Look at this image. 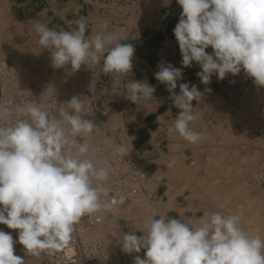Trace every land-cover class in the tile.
<instances>
[{
    "label": "clouds",
    "instance_id": "clouds-1",
    "mask_svg": "<svg viewBox=\"0 0 264 264\" xmlns=\"http://www.w3.org/2000/svg\"><path fill=\"white\" fill-rule=\"evenodd\" d=\"M177 3L182 12L173 33L182 68L161 62L155 79L166 85L179 110L169 132L196 144L202 134L191 126L198 119L193 102L201 100L202 93L189 82L179 83V94L175 92L183 68L196 62L201 69L196 75L205 85L214 74L223 80L243 69L264 87V0ZM76 24L72 30L34 24L54 68L70 65L79 70L103 56L105 74L132 72L135 47L120 42L119 30L108 31L105 23L101 31L86 37L85 18ZM209 47L211 53L206 52ZM126 88L125 96L135 104L153 99L156 91L146 80H131ZM61 105L53 114L36 103L14 108L0 103V224L18 230V243L31 255L62 248L84 215L111 207L105 186L110 171L98 163L96 150L86 139L98 128L83 118L90 114L85 99L73 96ZM121 244L126 253L146 250L145 258L137 255L134 264H264V238L246 231L238 214L219 211L205 213L195 226L166 215L149 217L143 234L127 233ZM0 264H24L14 255L12 234L3 230Z\"/></svg>",
    "mask_w": 264,
    "mask_h": 264
},
{
    "label": "crops",
    "instance_id": "crops-1",
    "mask_svg": "<svg viewBox=\"0 0 264 264\" xmlns=\"http://www.w3.org/2000/svg\"><path fill=\"white\" fill-rule=\"evenodd\" d=\"M140 1L145 15L138 21H129L128 33L120 41L134 44L132 72L124 75L105 74L103 56L99 62L82 65L79 69L89 78L88 84L93 88L91 95L97 108L106 111L105 117L119 115L123 119L119 123L125 128L120 133L125 139L131 137L135 150L129 157L145 165L155 185L149 211L143 212L126 204L114 209L116 214L110 215V219L107 218L108 221L102 224L100 232L103 242L123 254L122 264H134L137 255L145 258V249L142 248L139 253H126L121 242L127 233L143 234L147 218L166 215L195 226L205 213L210 212L211 198L220 205L229 196L228 191L236 192L231 187L237 182L225 180L233 167L222 171L219 165L210 164L209 159H213V163L217 157L208 148L223 146L243 152L242 145L235 143L240 136L237 124L241 118L238 120V111L229 105L221 87L225 82L232 81L245 86L252 93L257 86L243 69L235 76L227 74L223 80H218L214 74L211 83L205 85L196 75L201 71L199 65L193 62L191 67L183 68V78L177 82L175 92L179 94V83L189 82L190 86L195 84L202 93L201 100L193 102L198 119L191 123L193 129L202 134V139L192 144L178 134L170 133L169 128L179 110L175 108L166 85L155 79V73L161 62L182 68V56L173 33L182 8L177 0ZM6 5L17 22H27L32 27L39 21L47 26L54 25L57 30H72L77 28L76 21L84 17L87 37L101 31L104 25L101 18L96 19L93 15L94 8L84 0H6ZM69 20L73 26L66 25ZM212 51L211 47L206 49L208 53ZM131 80H146L155 87L153 99L140 100L138 104L127 99L126 86ZM208 88L210 92L205 90ZM259 91L264 93V87H260ZM248 101L246 98V103ZM210 189L216 190L214 194L210 193L213 197L208 193ZM0 230L12 234L14 255L24 259V264H44L38 255L27 254L25 249L19 247L16 230L3 224H0Z\"/></svg>",
    "mask_w": 264,
    "mask_h": 264
},
{
    "label": "built area",
    "instance_id": "built-area-1",
    "mask_svg": "<svg viewBox=\"0 0 264 264\" xmlns=\"http://www.w3.org/2000/svg\"><path fill=\"white\" fill-rule=\"evenodd\" d=\"M84 1L96 10L103 24L107 23L108 31L119 30L122 37L128 33L130 20L138 21L145 15L140 0ZM66 25L73 26V23L69 20ZM48 27L56 29L54 25ZM31 75L30 63L27 62L18 69L0 58V103L13 108L36 103L55 114L59 106H64L61 104L77 96L85 99L86 108L90 113L83 118L96 111L95 100L89 98L81 87L60 83L49 76L32 79ZM112 78L115 80L114 76ZM221 89L229 105L238 111V104L243 100L240 84L227 81ZM99 112L101 116L106 115L103 109ZM237 126L239 135L244 138L243 145L258 155L257 167L250 174L249 180L258 187L264 208V98L256 100L255 112L241 118ZM78 139L83 141V138ZM86 139L96 150L95 158L98 163L106 165L110 171V178L105 186L108 189L106 199L111 207L95 214L84 215L75 225L71 239L62 248L41 250L38 256L44 264H122L123 254L119 251H107L103 241L94 237L93 233L110 217L113 209L128 204L147 212L151 207V195L155 193V185L147 174L145 165L136 159L113 155L107 143V136L103 133L100 134L98 142L89 136ZM16 232L18 236V230ZM18 245L24 249L23 245Z\"/></svg>",
    "mask_w": 264,
    "mask_h": 264
},
{
    "label": "rangeland",
    "instance_id": "rangeland-1",
    "mask_svg": "<svg viewBox=\"0 0 264 264\" xmlns=\"http://www.w3.org/2000/svg\"><path fill=\"white\" fill-rule=\"evenodd\" d=\"M93 12L95 18H99L95 9L93 10ZM28 24L29 23L27 22H17V20L11 16L10 10H8V7L6 5V0H0V58L10 62L18 69H21L28 62L32 66V79H36L39 76H49L60 83L73 87H81L85 91L87 96L89 98H92L91 94L93 92V88H91L92 86L88 84L89 78L86 77L85 72L82 73V70H72L70 65L59 69L54 68L51 63L49 50L43 49V47L39 44L38 34L34 31V27L28 26ZM242 89L244 91V94L243 100H241L238 104L240 107V109L238 110V120L246 115L254 113L256 110V100L258 98H264V93L262 91H259L260 87L256 86L252 93H250V90H248V88H246L245 86H243ZM246 98L247 100H249L248 103H246L245 101ZM97 107L98 106H96V111L91 114L90 117L91 121L98 129L94 130L93 133L89 135V137H91L93 141L98 142L100 134H105L107 136L109 149L113 155L130 158L129 156H131V154L133 155L135 153V150L132 146L131 137L129 136L128 139H125L124 136L120 133L125 128V125L119 123L122 122L123 119L120 118L119 115H109V117H105L106 115L101 116L99 114V110L101 109H98ZM235 143L242 145V153L237 152L236 149L224 148L223 146H212L208 148V150L210 152H215L217 158L214 159L213 163V159L211 158L208 162L210 164H214L217 167L219 165L222 171L233 167L229 171V175L225 176V180L236 181L242 188L247 191V195L249 196L254 195L255 197V195H258L256 197V200L260 201V207L262 211H264L259 189L249 180L250 174L257 167L258 155L252 149L243 145L244 138L242 136L237 137L235 139ZM121 147L126 148V151L121 152ZM239 191L234 193H232V191H228L229 196L220 205L215 204L216 202L211 198L210 202H212L209 206V211H219L223 214H234L237 212L236 214H238L242 219V227L244 229L246 228V231H248L252 235H261V238H264V234H262L264 233V227H262L263 225H261L259 231L255 233L250 230L256 220L249 219L250 213L245 209L246 206L245 203H243L244 194L243 192ZM214 192H216V190H208L209 195L210 193L214 194ZM254 208L255 206L251 207V209ZM237 209L238 211H235ZM114 212L116 211L113 209L111 213L115 214ZM243 216L246 217L243 218ZM102 226L103 225H101L96 230L93 236L98 237L103 241V237L100 232ZM105 249L107 251H117L115 248H109L106 245Z\"/></svg>",
    "mask_w": 264,
    "mask_h": 264
},
{
    "label": "bare ground",
    "instance_id": "bare-ground-1",
    "mask_svg": "<svg viewBox=\"0 0 264 264\" xmlns=\"http://www.w3.org/2000/svg\"><path fill=\"white\" fill-rule=\"evenodd\" d=\"M250 107V106H249ZM253 108V107H252ZM254 110V109H253ZM85 119H89V120H91V117L90 116H88V117H86ZM111 144V143H110ZM218 147V146H217ZM243 184V183H242ZM232 189H235L236 190V192L237 191H239V192H243V194H244V199H243V201L246 203V207H245V209L250 213V215H249V219H255L256 220V222L253 224V226L250 228V230H252V232H257V231H259V228H260V226L261 225H263L262 227H264V211H262V209H261V207H260V204H259V202L260 201H257L256 200V197L258 196V195H255V197H254V195L253 196H249V195H247V191H245V189L244 188H242L241 186H240V184L239 183H236L235 185H234V187H231ZM260 193V192H259ZM254 204H256V205H254ZM240 206H241V204H240ZM244 206V205H243ZM252 206H255V208L254 209H251V207ZM116 211V210H115ZM235 211H238V209L237 210H235ZM115 214H116V212H114ZM237 213V212H236ZM236 213H234V214H236ZM240 213V212H239ZM111 215H113V213L111 214ZM246 217V216H245ZM244 216H243V218H245ZM110 219V218H109ZM242 220V219H241ZM244 220V219H243ZM106 221H108V220H106ZM243 223H244V221H243ZM246 227V226H245ZM248 227V226H247ZM250 227V226H249ZM245 230H246V228H245ZM248 230H249V228H248ZM263 231H264V228H263ZM93 234H95V233H93ZM97 234V233H96ZM262 234H264V233H262ZM96 236V235H95ZM261 236V235H260Z\"/></svg>",
    "mask_w": 264,
    "mask_h": 264
}]
</instances>
